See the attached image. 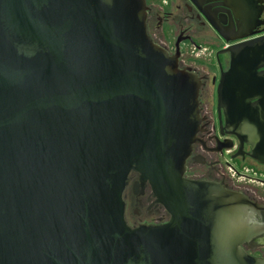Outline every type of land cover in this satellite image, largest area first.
Segmentation results:
<instances>
[{"label":"water","instance_id":"95a60500","mask_svg":"<svg viewBox=\"0 0 264 264\" xmlns=\"http://www.w3.org/2000/svg\"><path fill=\"white\" fill-rule=\"evenodd\" d=\"M209 1L236 20L222 30L207 17L233 42L217 54L228 55L220 134L264 166V34L249 38L263 0ZM147 10L145 0H0V264H264L241 247L263 231L249 224L261 207L184 178L202 82L180 68V39L169 54L150 38ZM130 172L168 222L126 224Z\"/></svg>","mask_w":264,"mask_h":264},{"label":"flooded vegetation","instance_id":"af4514ba","mask_svg":"<svg viewBox=\"0 0 264 264\" xmlns=\"http://www.w3.org/2000/svg\"><path fill=\"white\" fill-rule=\"evenodd\" d=\"M201 5V12L188 0H145L147 10L146 28L150 38L169 54H174L175 44L178 39L180 56L179 66L195 73L202 82L199 90V109L201 131L197 133L198 140L192 146V152L185 163L184 178L191 181H206L214 184H222L227 191L243 195L250 203L261 207L258 212L252 211L250 226L261 228L263 231L253 236L241 245L242 249L252 257H264V166L250 159L246 153L250 148L243 147V156H236L239 143L234 137L221 136L219 117L216 109V87L220 77V71H225L224 56L218 54L232 43H227L210 26L207 17L217 21L219 27L226 29L230 22L235 25L232 13L219 5H213L209 0H195ZM255 6L258 0H252ZM225 2V1H224ZM218 3H223L219 1ZM263 11H264V5ZM263 14V12H262ZM262 14L260 20L262 19ZM264 21V20H263ZM264 25V24H263ZM255 26L250 31L252 37L262 35V26ZM224 32V31H223ZM169 33H173L175 39L173 49L167 42ZM227 36H235L234 33L225 32ZM234 34V35H233ZM159 38V39H158ZM237 42V41H236ZM168 43V42H167ZM216 48L214 51V63L203 65L201 68L186 64L181 60L185 46L201 49V45ZM235 43V42H234ZM226 138L232 140L233 149L221 150ZM249 166L257 173L256 176L248 175L243 180L232 178L229 167ZM124 220L131 228L139 225H162L168 222L170 216L162 204L154 197L150 185L142 183L139 174L130 172L127 186L123 193Z\"/></svg>","mask_w":264,"mask_h":264},{"label":"rangeland","instance_id":"374dc122","mask_svg":"<svg viewBox=\"0 0 264 264\" xmlns=\"http://www.w3.org/2000/svg\"><path fill=\"white\" fill-rule=\"evenodd\" d=\"M264 5V0H263ZM262 19L264 20V11L262 14ZM262 33L264 34V25L261 27ZM159 39V38H158ZM174 35L173 33H169L167 37V42H164L166 45L173 49V42H174ZM203 44V43H202ZM201 49L196 48L195 50L192 47L185 46L183 50V54L181 55V60L186 64H190L191 66L201 68L203 65L213 64L214 61V51L216 48L209 47L208 45H201ZM225 59V66L228 64V57L224 56Z\"/></svg>","mask_w":264,"mask_h":264},{"label":"built area","instance_id":"2783aa9c","mask_svg":"<svg viewBox=\"0 0 264 264\" xmlns=\"http://www.w3.org/2000/svg\"><path fill=\"white\" fill-rule=\"evenodd\" d=\"M195 50V48H193ZM229 173L231 175L232 178L243 180L245 178V176L248 175H254L256 176L257 173L255 172V170H253L252 167L249 166H239V167H229Z\"/></svg>","mask_w":264,"mask_h":264}]
</instances>
